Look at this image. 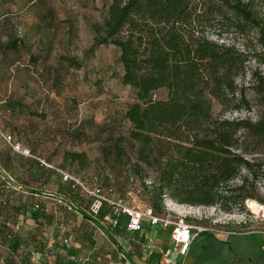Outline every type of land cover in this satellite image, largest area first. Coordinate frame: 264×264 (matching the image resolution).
<instances>
[{
  "label": "rangeland",
  "instance_id": "obj_1",
  "mask_svg": "<svg viewBox=\"0 0 264 264\" xmlns=\"http://www.w3.org/2000/svg\"><path fill=\"white\" fill-rule=\"evenodd\" d=\"M108 2L0 0V133L11 137L9 143L18 147L23 160L28 158L23 153L27 150L81 183L99 185L104 191L111 188L129 204L153 209L148 200L157 174L144 167L141 175L147 188L141 186L131 167L133 145L127 139L130 123L123 117L126 106L135 100L134 90L120 81L116 47L94 40L95 25L103 20ZM202 29L216 41L245 45L243 36L218 16ZM10 41H15V49L8 46ZM253 73L264 78V65L249 56L242 72L234 78L236 89L243 92L247 103L234 99L222 108L212 100V113L220 112L226 119L255 120L262 106L252 89ZM165 94L164 88L153 91L156 99H163ZM234 96L239 97L238 91ZM253 150L261 151L253 145L243 157L260 163L256 177L251 179L241 166L229 182L239 184L245 177V189L253 185V198L239 203L222 199L205 206L180 203L169 191L161 195L157 215L170 220L182 218L190 225L214 232L213 236L196 235L182 257L172 249L169 228L144 223V246L138 244L136 235H122L128 245L126 257H131V252L159 254L166 245L170 248L169 258L178 264H264V246L258 245L264 239L259 232L264 218L260 211L256 213L247 206L251 199L264 210V154ZM70 152L83 156L73 160L67 155ZM17 174L33 189L52 193L41 194L44 197L38 200L41 210L34 225L24 222L31 213L32 199L11 196L10 200L19 206L8 220L20 221L18 235L24 239L23 247L40 239L56 247L59 236L68 234L71 247L86 259L85 264H129V258L119 261L115 248L119 251L120 246L114 243L111 230L101 231L97 224L65 209L62 198L71 194L56 174L44 181L41 177L30 179L21 168ZM0 251L3 256L5 250ZM53 258L49 252L44 253L46 262L52 264Z\"/></svg>",
  "mask_w": 264,
  "mask_h": 264
},
{
  "label": "trees",
  "instance_id": "obj_2",
  "mask_svg": "<svg viewBox=\"0 0 264 264\" xmlns=\"http://www.w3.org/2000/svg\"><path fill=\"white\" fill-rule=\"evenodd\" d=\"M216 16L229 22L243 36L245 45L237 47L207 36L202 28L210 26ZM95 28V42L116 47L120 81L134 90L135 100L126 106L123 117L130 123L127 139L133 145L131 167L141 186L147 188L142 182L144 167L157 174L148 200L152 212L157 214L165 191L178 202L190 205L208 206L222 199L239 203L253 198V185L245 189V177L239 184L229 182L241 166L251 179L256 177L260 163L243 157L250 146L260 147L261 151L253 152L264 154V78L253 73L252 89L262 106L255 120L226 119L220 112L213 114L211 107L212 100L222 108L234 99L247 103L243 92L236 89L234 78L242 72L249 56L264 65V0H109L103 20ZM8 46L15 49V41ZM159 88L166 89L163 99L153 97V91ZM1 141L5 145L0 155V172L19 188L7 186L0 173V248L5 250L3 256L0 251V264H50L44 260L45 252L54 256L52 264H85L71 259L78 254L70 241L68 246L61 244V237L68 234L59 236L56 247L45 245L41 239L23 247L24 239L18 235L20 221L8 220L19 206L10 200L11 196L32 199L31 213L24 222L34 225L40 210H32L33 204L40 207L39 198L52 193L23 183L17 174L11 173L14 163L18 162L30 179L41 177L44 181L56 174L71 194L62 198L65 209L90 223L85 214L88 198L72 179L62 178L60 171H65L29 153L23 160L9 141ZM67 155L73 160L83 156L74 152ZM111 193L123 198L112 189ZM109 213L108 206L102 204L97 218L108 217ZM125 220L120 215L111 229L117 237L126 231ZM196 235L206 238L214 232L205 229ZM258 245L264 246V239ZM32 251L38 252L36 260H30ZM115 252L120 258L116 248ZM158 257V253L150 251L145 262L157 261Z\"/></svg>",
  "mask_w": 264,
  "mask_h": 264
},
{
  "label": "built area",
  "instance_id": "obj_3",
  "mask_svg": "<svg viewBox=\"0 0 264 264\" xmlns=\"http://www.w3.org/2000/svg\"><path fill=\"white\" fill-rule=\"evenodd\" d=\"M0 136L9 141V136L0 133ZM15 150H18L17 146H13ZM24 154L28 155L26 150L23 151ZM44 163L42 160H40ZM45 164V163H44ZM63 179H72L75 183L79 185L83 194L88 198V206L85 210V214L88 216V220L97 224V226L104 229V226H108L111 230L114 228L118 222V217L120 215L125 216L124 229L128 232L141 231L143 228V222L148 225H156L160 229L169 228V240L172 244V249L179 256H186L189 251L190 245L194 237L197 233L205 230L204 227L190 225L185 222L182 218H177L175 220H170L167 217L157 215L152 212L151 208L144 207L139 208L132 204H129L126 200L121 197H116L111 193V188L102 190L99 185H91L86 186L85 184L79 182L74 177L69 174L62 172ZM6 185L11 188H19L17 184H14L13 180L2 171L0 172ZM65 205V203H63ZM102 204H106L110 211L109 216H103L102 218H97V214L100 211V207ZM262 208L263 206L260 205ZM67 209H69V205H66ZM32 210H41V208L37 205V203L33 204ZM263 209H260V216L264 218ZM264 238V227L259 231ZM69 236L61 237V244L64 246L69 245ZM116 244V243H115ZM49 245V244H48ZM149 245V244H148ZM117 248H119V242H117ZM120 258L125 260L124 253L119 250L117 251ZM170 248L166 247L161 253V262L162 264H178L177 260L172 261L169 258ZM38 258V252L32 251L30 253V260H36ZM74 262L83 263L85 262L84 257L80 256H72Z\"/></svg>",
  "mask_w": 264,
  "mask_h": 264
},
{
  "label": "crops",
  "instance_id": "obj_4",
  "mask_svg": "<svg viewBox=\"0 0 264 264\" xmlns=\"http://www.w3.org/2000/svg\"><path fill=\"white\" fill-rule=\"evenodd\" d=\"M5 145V143H3L2 141H1V139H0V155L2 156L3 155V146ZM10 159V161H12V163H13V159H11V157L9 158ZM20 170V168H19V165H18V162L15 164L14 163V165H13V169H12V171H11V173H15V174H17L18 173V171ZM18 175V174H17ZM98 228L99 229H101V227H99L98 226ZM106 228H108V226H104V229L102 230L101 229V231H104V230H106ZM108 230H110L109 228H108ZM142 231H143V228H142V230L141 231H136V232H128V231H125V232H123L121 235H119V237H117L116 236V234H114L113 232H112V230H111V232L113 233V235H114V243H116V242H119V246H120V250L123 252V253H125V259H128V262H129V264H157V263H161L162 264V262H161V253H162V251L166 248L165 246L163 247V249L162 250H160V253H159V257H158V260L156 261H153V262H150V263H146L145 262V257L147 256V254L150 252H147L145 255H141V254H136V255H134L132 252H131V257L129 256L128 258L126 257L127 255H128V253H127V250H126V248H127V244H126V242L124 241V239H123V237H122V235L123 234H129V235H136L138 238H137V241H138V244H140V245H145V242H146V235L147 234H145V235H142ZM148 237H149V235H148ZM160 237V236H159ZM154 240H156V239H154ZM116 241V242H115ZM154 242V244H155V241H153ZM113 243V244H114ZM149 246V245H148ZM151 252H153V253H156L155 251H151ZM119 261H121V262H123V260L122 259H119Z\"/></svg>",
  "mask_w": 264,
  "mask_h": 264
},
{
  "label": "bare ground",
  "instance_id": "obj_5",
  "mask_svg": "<svg viewBox=\"0 0 264 264\" xmlns=\"http://www.w3.org/2000/svg\"><path fill=\"white\" fill-rule=\"evenodd\" d=\"M247 206L252 210V211H254V212H258V211H260V209H263L259 204H257L255 201H253V200H248L247 201ZM263 212H264V210H263ZM263 215H264V213H263Z\"/></svg>",
  "mask_w": 264,
  "mask_h": 264
}]
</instances>
